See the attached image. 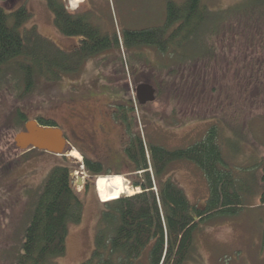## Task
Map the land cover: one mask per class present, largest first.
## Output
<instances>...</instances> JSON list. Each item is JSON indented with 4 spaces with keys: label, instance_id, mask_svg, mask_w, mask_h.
<instances>
[{
    "label": "rangeland",
    "instance_id": "374dc122",
    "mask_svg": "<svg viewBox=\"0 0 264 264\" xmlns=\"http://www.w3.org/2000/svg\"><path fill=\"white\" fill-rule=\"evenodd\" d=\"M25 1L33 14L26 29L36 27L66 52L80 46V38L59 33L45 0H10L4 7L13 10ZM63 1L67 10L87 14L109 35L160 28L167 20L166 0H86L77 7ZM248 2L202 0L217 18L209 37L212 58L206 54L209 59L193 62L191 68L178 69L171 55L153 48L120 46L91 58L76 76L57 83L38 79L30 94H22V82L12 71L0 81V264H13L36 191L57 166L72 169L84 215L79 225L70 227L66 254L56 264H83L92 257L106 204L97 193L98 178L121 176L137 193L124 151L126 130L113 116L119 106L130 105L143 139L168 150L188 148L216 127L223 158L243 184L242 209L233 217L203 223L187 264H264L263 186L257 168L264 157V18L249 16ZM200 53L196 49L192 54ZM141 84L160 87L154 103H138L136 88ZM18 112L28 122L55 121L71 144L70 152L57 156L17 148L15 138L25 130L16 123ZM73 151L78 159L69 156ZM84 155L102 162L108 175L89 174ZM169 174L193 205L205 207L208 185L197 166L175 162Z\"/></svg>",
    "mask_w": 264,
    "mask_h": 264
},
{
    "label": "trees",
    "instance_id": "16d2710c",
    "mask_svg": "<svg viewBox=\"0 0 264 264\" xmlns=\"http://www.w3.org/2000/svg\"><path fill=\"white\" fill-rule=\"evenodd\" d=\"M45 1L59 33L80 38L81 42L72 52L62 50L36 27L26 29L33 18L27 1L8 10L4 6L10 0H0V81L14 72L22 82L23 95L33 91L38 79L57 83L64 76H76L91 58L120 46L156 49L171 55L178 69L212 58L208 54L212 51L209 37L215 32L213 19L217 18L202 0L180 4L166 0L163 27L119 36L103 33L87 14L70 12L63 0ZM249 4V16L264 18V0H249ZM196 49L201 55L192 54ZM182 51L187 52L179 54ZM171 73L176 74L177 69ZM155 89L158 97L160 87ZM116 118L124 125L129 140L124 151L135 174L131 187L137 193L104 205L96 228L95 250L83 264H187L201 225L214 218L233 217L243 206V184L223 158L217 128H211L204 139L188 148L168 150L143 139L133 106H120ZM27 122L26 115L18 112L20 130ZM37 122L43 127H59L53 120L39 118ZM83 158L89 174L108 175L102 164ZM179 161L194 164L204 174L209 195L203 209L193 205L170 177L172 164ZM257 168L261 169L264 207V157ZM72 172L69 167L57 166L37 189L13 264H56L65 256L69 229L79 225L84 215V204L73 188Z\"/></svg>",
    "mask_w": 264,
    "mask_h": 264
},
{
    "label": "water",
    "instance_id": "95a60500",
    "mask_svg": "<svg viewBox=\"0 0 264 264\" xmlns=\"http://www.w3.org/2000/svg\"><path fill=\"white\" fill-rule=\"evenodd\" d=\"M156 93V89L149 84H141L136 88V97L141 106L154 103L157 99ZM15 143L23 151L39 150L57 156H65L72 149L60 128L43 127L37 121L27 122L25 130L15 138Z\"/></svg>",
    "mask_w": 264,
    "mask_h": 264
},
{
    "label": "bare ground",
    "instance_id": "6f19581e",
    "mask_svg": "<svg viewBox=\"0 0 264 264\" xmlns=\"http://www.w3.org/2000/svg\"><path fill=\"white\" fill-rule=\"evenodd\" d=\"M68 1H71L72 5L74 7H77L79 4L83 3L86 0H68ZM69 156L78 159L79 153L77 151H73ZM96 189L98 196L103 203L113 202L115 200L120 199L122 196L126 194L134 195L133 191L130 190L127 181L121 176H115V177L100 176L96 183Z\"/></svg>",
    "mask_w": 264,
    "mask_h": 264
},
{
    "label": "flooded vegetation",
    "instance_id": "af4514ba",
    "mask_svg": "<svg viewBox=\"0 0 264 264\" xmlns=\"http://www.w3.org/2000/svg\"><path fill=\"white\" fill-rule=\"evenodd\" d=\"M156 95H157V93H156ZM119 107H120V106H119ZM119 107H118V109H119ZM117 114H118V111L116 110L113 116H116ZM84 156H85V155H84ZM85 157H87V156H85ZM87 158H88V157H87ZM88 159H89V158H88ZM90 160H91V159H90ZM92 161H93V160H92ZM94 162H95V161H94ZM98 163L101 164L102 162H98ZM102 165H103V164H102Z\"/></svg>",
    "mask_w": 264,
    "mask_h": 264
}]
</instances>
